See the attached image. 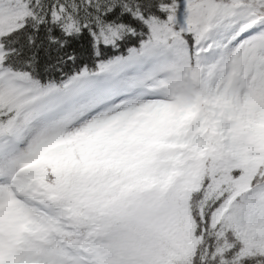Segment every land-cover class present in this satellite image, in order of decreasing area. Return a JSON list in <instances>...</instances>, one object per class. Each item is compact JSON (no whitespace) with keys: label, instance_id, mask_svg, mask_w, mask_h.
Returning a JSON list of instances; mask_svg holds the SVG:
<instances>
[{"label":"trees","instance_id":"1","mask_svg":"<svg viewBox=\"0 0 264 264\" xmlns=\"http://www.w3.org/2000/svg\"><path fill=\"white\" fill-rule=\"evenodd\" d=\"M239 5L251 7L264 23V0H0V78L5 80L4 92L15 95L10 101L0 93V154L16 146L20 110L47 118L71 111L74 104L98 94L94 75H99V85H116L125 68L140 80L145 72L172 69L180 61L202 84L204 99L214 102L222 91L200 76L192 50L225 13V6ZM179 23L196 25L198 35L182 33ZM246 98L252 104L253 123L242 124L236 111H228L231 119L222 122V132L216 135L210 133L204 110L207 155L196 193L180 179L164 185L163 160L174 158L165 145L135 159L126 137L113 151L119 171L70 168L59 139L46 138L28 154L31 159L37 152V160L20 177L50 188L57 195L55 205L71 210L80 238H65L61 229L56 234L76 254L88 253V248L96 254L95 245L85 239L91 235L108 241L112 252L116 238L137 240L133 264H264L263 231L257 227L247 243L234 230L239 213L251 205L264 213V105L250 91ZM145 172L156 180L154 187L143 182ZM143 203L168 215L159 222L153 216L138 222L130 214ZM12 210L17 222L8 215L3 219L11 237L16 226L27 221L19 248L22 264L49 263L36 243L42 241V229L17 206ZM198 237L192 254L187 245ZM47 245L48 251L56 247L64 255L52 240ZM102 262L106 264L105 257Z\"/></svg>","mask_w":264,"mask_h":264},{"label":"rangeland","instance_id":"2","mask_svg":"<svg viewBox=\"0 0 264 264\" xmlns=\"http://www.w3.org/2000/svg\"><path fill=\"white\" fill-rule=\"evenodd\" d=\"M226 14L218 19L216 26L208 31L196 48V64L201 75L207 77L209 85L217 90L223 87L222 93L214 102L210 99L202 100L199 82L178 65L176 74L164 70L141 81L137 86H121L119 89L126 92L123 97L109 98L105 103L98 101L92 108L89 104L79 105L74 112L62 114L51 121L43 120L30 112H19L15 122L19 147L13 153L0 157V210L8 212L15 202L21 204L23 200H27L29 205H26V211L42 225L45 238L53 235L58 226L68 234H77L70 214L55 207V195L49 189L44 191L39 182L20 181L17 176H14V181H10V178L6 180L4 175L11 159L26 154L38 139L47 136L61 138L69 165L80 171L86 166H105L109 170H117L118 165L113 162L109 147L113 148L114 143L126 135V131H132L128 132L126 143L134 157L147 153L152 146L159 148L161 141L167 142L171 149L178 152L176 160L169 165V178L179 177L183 181H189L191 190H197L207 153L201 139L205 131L202 109H209L210 133L215 135L222 132V122L231 119L227 113L231 109L241 111L237 115L242 124L253 123L252 104L246 99L249 89L264 105V28L257 26L259 20L247 8H232ZM248 18L250 21L246 20ZM179 29L184 33H197L196 26L179 24ZM241 30L243 31L240 33ZM252 32L259 34L261 37H257L262 40L253 44L246 37ZM237 38L240 41L237 42ZM217 39L224 40L227 45L221 48L219 55L214 52ZM181 71L183 73L179 74ZM3 83V79H0V93L14 101V93H5ZM142 94H146L147 99ZM145 180L149 185L153 184L150 176ZM16 193L18 195H14ZM167 215V211L157 207L152 209L143 203L131 212L130 217L142 222L153 216L159 222ZM256 222L264 230V215L257 206H253L247 213H240L234 223L237 235L252 242ZM96 240L90 238L93 243ZM115 241L117 248L113 252L109 242L104 241L101 248L107 254L100 252V259L107 256L109 264H125L126 257L137 252L134 247L139 248V242L127 237H120ZM189 249L194 252L193 243ZM68 252L70 250L66 248V253ZM73 259L68 263L54 255L51 261L53 264H102L100 259L93 260L87 254L79 258L73 256ZM7 260V251L0 249V264H7Z\"/></svg>","mask_w":264,"mask_h":264},{"label":"bare ground","instance_id":"3","mask_svg":"<svg viewBox=\"0 0 264 264\" xmlns=\"http://www.w3.org/2000/svg\"><path fill=\"white\" fill-rule=\"evenodd\" d=\"M247 21H250V19L248 18V19H246ZM44 191H47L46 189H44ZM25 201H27V200H25ZM28 202V201H27ZM23 203H25V202H23Z\"/></svg>","mask_w":264,"mask_h":264}]
</instances>
